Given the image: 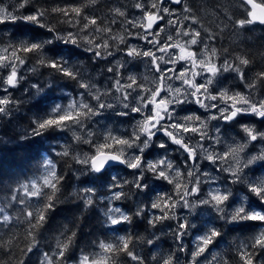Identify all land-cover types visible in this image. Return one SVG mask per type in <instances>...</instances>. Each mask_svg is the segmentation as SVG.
<instances>
[{
  "label": "snow or ice",
  "instance_id": "1",
  "mask_svg": "<svg viewBox=\"0 0 264 264\" xmlns=\"http://www.w3.org/2000/svg\"><path fill=\"white\" fill-rule=\"evenodd\" d=\"M28 5L33 9L31 12L20 11ZM238 6L244 9L243 18L233 20V27L243 29L257 21L264 24V0H239ZM128 7L138 10L139 15L129 18ZM174 8H180L181 14ZM9 24L21 27L13 31L7 28ZM198 24L199 18L187 0H128L118 6L110 0H52L50 4L16 0L11 11L0 6V26H4L0 27V120L13 111L15 92L40 95L58 83H71L75 91L61 89L67 102L53 104L38 114L31 122V132L26 134L43 138L48 131L72 132L71 141H65L55 156L68 166L73 179L74 165L79 166L74 168L76 172L91 169L104 174L109 163L118 161L132 170L129 183L121 177H110L102 190L96 185L78 189L75 196L85 212L100 205L98 210L103 213L105 223L113 227L131 224L133 211L112 205L139 196L145 184L141 169L149 165L151 150L131 146L133 140L143 145L146 140L157 141L165 136L186 154L184 159L189 162L173 164L172 156L167 161L152 158L151 166L158 169L162 178H168L166 183L171 188L175 185V191H168L154 202L146 198L142 209L137 206L143 218L155 228L161 226L159 231L167 227V234L178 242L174 249L165 253L159 250V240L127 233L115 237L113 242L107 238L94 240L90 244L98 247L99 252L89 253V245H85L77 256L73 254L77 232L65 229L56 238L55 249L50 246L49 251L40 254V264H128L130 260L135 264H264V171L252 164L255 158L251 156L252 152L258 155L264 152V139L257 136L264 131V63L259 71H253L251 56L218 50L210 43L217 34L202 25L196 27ZM25 26L32 27L25 30ZM29 33L31 39H17ZM54 35L57 41L70 42L82 49L87 59L65 60L54 46L37 39ZM49 53L56 55L50 57ZM222 53L227 55L221 58ZM140 65L146 69L144 73L138 71ZM37 72L39 76L34 78ZM226 77L238 81L241 90L226 87ZM172 81H179V85ZM188 101L202 109L204 115L192 113L181 118L178 111L173 112ZM245 107L252 114L243 112ZM106 113H115L120 118L135 114L140 118L135 120L132 131L120 132L108 129L107 125L103 126L104 132L93 129V122L98 123L97 118ZM208 117L213 126L221 121L243 123L247 119L257 124L256 128L248 129L247 136L241 137L242 140L251 137L250 147L232 141L236 145L233 160L225 166L226 171L222 170L223 174L216 168L208 172L199 164L201 153L211 143L203 138ZM137 130L140 134L134 135ZM190 140L200 143L194 148ZM160 151L165 152L166 147L162 146ZM241 153L247 164L241 163ZM133 156L135 159L129 163ZM37 159L40 174L28 183H21L15 191L9 187L0 197V230L7 228L11 233L6 243L0 236V264H27L23 257L30 258L29 254L39 251L38 235L50 213L61 203L66 179L63 168L51 154L47 158L38 155ZM211 160L213 157L209 155L205 163ZM259 163L264 166V160ZM33 200L37 203H32ZM197 201L201 202L198 206L194 203ZM185 206L189 210L184 216L172 211L177 207L183 211ZM200 208L207 209L213 219L203 224L189 246L183 239L197 228L192 212ZM168 221H175V226L165 225ZM17 225L27 226L26 243L14 259L12 245ZM249 226H254V230L242 242L239 238L234 244L225 240L230 230ZM149 243L151 248L141 255L137 249ZM222 244L225 247L221 248ZM5 247L9 248L6 256Z\"/></svg>",
  "mask_w": 264,
  "mask_h": 264
},
{
  "label": "trees",
  "instance_id": "2",
  "mask_svg": "<svg viewBox=\"0 0 264 264\" xmlns=\"http://www.w3.org/2000/svg\"><path fill=\"white\" fill-rule=\"evenodd\" d=\"M207 0H187L193 6V12L196 17L199 18V27L203 25L208 28L210 31L215 32L216 39L211 41L218 50L228 49L230 53L239 54L245 53L253 58V71H259V66L261 63H264V25H248L245 28L241 29L238 26L233 27L232 21L238 18H243L242 13L244 9L239 7V0H208V1H218L220 4H228L231 11L230 17L231 22L229 25H225L224 29L218 26H214L211 23V20L205 16L202 17L200 6L203 7ZM38 3L50 4L52 0H37ZM110 2L116 3L117 6L120 3H128V0H110ZM0 3L5 5L10 11L12 6L16 3V0H0ZM206 7V6H205ZM133 8L128 7L126 10L130 13ZM33 9L31 5L26 6L20 11L24 14H28ZM106 11V10H105ZM103 15V13H101ZM207 18V19H206ZM4 27V26H0ZM20 25H7V28L18 31ZM32 26H25V30L31 28ZM114 30L116 25H112ZM34 31L39 32V29H33ZM55 51L58 53H63L67 51L72 57H80L81 59H87V54L82 53L79 49L69 48L63 45H56ZM226 53L221 54L223 58ZM229 59H232V56H228ZM103 67V65H100ZM89 72H92V67H89ZM232 79V78H231ZM233 85H236L239 90H241L242 85L238 81L232 79ZM75 91V86L71 83L61 82L59 86L49 89L44 93L36 102L25 107L26 114H16L14 117L5 118L8 119L7 122L0 120V197H3L7 193V189L11 187L13 191L19 187L21 183H28L30 179L34 176H38L40 173L37 171V168L40 164V160L37 159L38 155L40 157L47 158L51 154L52 157H55L59 161V166L63 168L66 179L63 182L64 187L60 194L61 203L50 213L48 222L45 225L38 235V245L39 251L35 254H29L28 256L23 257L27 260V264H40L42 252H47L50 249H55L56 238L60 236V233L65 229H70L71 231L77 232L76 245L73 248V254L79 255V249L83 248L85 245H89L88 252H99V248L95 245L90 244L94 240L103 241L107 238L108 242H113L114 238L117 236L126 235L127 233H139L140 235H148L147 229V218H133V223L131 225H121L115 226L117 231H109L101 225V221L104 220L103 213L99 211L100 205H97L95 208L90 209L89 211H84L83 204L76 198L75 193L79 188L84 186L96 185L102 187L107 185L110 180V173L112 171H120L124 173L126 178L130 179L129 173L131 171L122 168H111L104 174H101L100 178L95 179H83L79 181L77 185L75 179L72 175L69 174V169L67 165H64L63 161L55 156V153L62 150V147L65 144V141H71V138L67 133L61 132H45L43 139L40 137H35L29 139L28 141L20 142L14 144L11 147L6 145L9 138L12 140L16 139V135L12 131L13 122L19 121L27 125V131L31 132V120L28 119L33 112L35 114H43L48 110L50 105L54 102L61 100L62 102H67L63 100V92L61 89ZM20 96V95H19ZM18 97V96H17ZM118 121H123V118H116ZM55 136L56 139L51 137ZM59 137H66V139H60L57 142ZM52 142V143H49ZM49 150V151H46ZM149 152L148 158L151 159L153 154ZM174 159L179 163L177 153L174 154ZM79 167L78 165H74ZM42 171V169H41ZM156 187L161 188L164 191H170L171 186L166 182H155ZM136 199V197H132ZM37 203V201L33 202ZM114 206H122L124 209L133 211L134 206L131 200L114 202ZM17 207H20L17 205ZM15 215V213H12ZM151 215V213H150ZM197 224H200V221H197ZM26 225H17L16 226V235L13 237L12 253L13 258H18L20 255V249L25 247L24 240V230ZM161 226H157L153 231L157 234L160 233L158 230ZM202 229V227H199ZM254 230V226H249L246 229H232L228 232L225 237V240L228 243H235L237 238L242 242L247 234ZM7 233V234H6ZM70 234V233H69ZM11 233H8L7 228L0 230V236L3 237L4 242L6 243L9 239ZM178 242H174L171 235H164L159 241V245H162L159 250L167 253L169 248H175ZM189 245V241L187 240ZM225 245H221V248ZM9 253V248L5 247L3 254L6 256Z\"/></svg>",
  "mask_w": 264,
  "mask_h": 264
},
{
  "label": "clouds",
  "instance_id": "3",
  "mask_svg": "<svg viewBox=\"0 0 264 264\" xmlns=\"http://www.w3.org/2000/svg\"><path fill=\"white\" fill-rule=\"evenodd\" d=\"M31 39V34H27L26 37H21L18 36L17 39ZM38 40H43L45 41V43L49 44L50 46H56V45H63V46H67L69 48H75L78 49L76 47H74L70 42L65 44L64 41H57L55 35L52 37H37ZM82 53L83 50L79 49ZM56 54L55 53H49L50 57H54ZM60 57L65 59V60H78L81 59L80 57H72L67 51L60 53ZM39 73H35L34 74V78L38 77ZM43 79V78H41ZM60 83H58L56 85L59 86ZM47 89L41 93L40 95H28L26 92H21L20 96L16 97L15 100H13V105H14V109L11 112V114L6 115V118H11L14 117L16 114H26V110L25 107L22 106H29L30 104L36 102L44 93H46ZM185 99H187L185 97ZM62 101H56L53 104H59ZM191 101H188V104H191ZM18 104V106H17ZM52 104V105H53ZM187 105V104H186ZM51 106V105H50ZM179 108H174L173 112H177ZM242 111L245 113H251V109L250 108H242ZM109 115L112 117L111 120V124L115 125L118 123V121L116 120V117H118L115 113H109ZM254 115V114H253ZM37 116V114H35V112H33L31 114V116L28 117L29 120H31V122L35 119V117ZM181 118H184L183 115H181ZM8 119H5L4 122H7ZM208 126L205 127L203 129V133H204V139L210 140L211 143L208 145V147L206 149H204L203 153H201L202 155V159L199 161V164H204L205 161L207 160L208 156H212L213 160L208 161L207 165H210L207 169L208 172H211L212 168H216L218 172H221V174H223L222 170L226 171L225 166L233 160V155H232V150L233 148L236 147V145H234L232 143V141H236V144H245L248 147L251 146L252 144V140L251 137L248 136L247 140H242L241 137L242 136H247L248 133V129L250 128H256L257 124L253 123L250 119L245 120L243 123L237 122L235 120H230L227 123L221 121L219 124H216L213 126V121L211 119V117H208ZM257 120H259V117H257ZM99 123V122H98ZM135 122H133L131 124L130 127L127 128L128 131H132V125ZM12 131L13 133L16 135V139L12 140L11 138H9V140L7 141L6 145L8 147L13 146L14 144L20 143V142H24V141H28L29 139L35 138V136L31 135V134H26L29 133L27 131V125H25L22 122L19 121H15L13 122V127H12ZM81 132L84 131V127L82 126L80 129ZM157 132L161 131V129H156ZM71 136L73 135L72 132H68ZM139 131L137 130L136 133H134V135H139ZM258 138L264 139V131L257 133ZM163 138H166L165 136H162ZM160 138L157 141H152L151 139L146 140L144 142L143 145H139L138 142L136 140H133L130 142L131 146H139L141 147L142 151H149L152 150L153 147V143H155V149L157 150L154 154H153V158L155 157H159V159H164L167 161L168 157H170V153L173 151H177L179 152V148L176 147L175 149H170L167 145L169 143H171V140L166 138L163 139ZM43 139V138H42ZM60 139H66V137H59L57 142H59ZM52 143V142H49ZM190 144L193 145V147L195 148L200 141H189ZM166 147V151L165 152H161L160 149L161 147ZM247 149H245L246 151ZM184 152L181 153V155H183ZM251 156L254 157L255 159L252 160V164L255 165V167L261 168V171H264V166H262L259 161L264 160V152L260 153L259 155L256 152H252ZM135 159V156L132 157L131 160H129L128 162L131 163L133 160ZM152 159H150L149 161V165L144 166L141 169V177H143V179L145 180V184L141 186V194L139 196H136V199H132V196L129 197V200L132 201V204L134 206V210H133V215L131 217V224L133 223V218H140L143 219V217L139 214V212L137 211V206L139 208H143L145 205L144 203H142L143 201H146V198H151V200L154 202L157 198L159 197H163L165 196L168 191H164L161 188L156 187L155 182L156 181H160V182H166V180L168 179L167 177L162 178L159 175L158 169L153 168L152 165ZM72 161L69 160V165H71ZM173 164L176 163V161H172ZM241 163L242 164H247V161L244 159V155L243 153H241ZM119 165L121 166L120 162L118 161H114L112 163H109L107 165V169L112 168L113 166ZM127 165H125L126 167ZM199 167V165H197V168ZM164 170L167 172L169 169L167 168V164L165 165ZM176 171H179V168L176 169ZM191 171V169H190ZM241 171H243V168L241 169ZM102 173H94L92 172L91 169H87L84 170L82 172H76L75 169H73V175L75 176V181L77 183V185L79 184V181L87 178V179H95L97 178L99 175H101ZM110 177L111 178H116V177H121L122 179L125 180L126 183L131 182L132 178H126L124 176L123 172L120 171H112L110 173ZM186 183L188 181H185ZM136 184H139V179L136 180ZM87 188H91L94 187V185L91 186H84ZM81 189V188H79ZM171 191H175V185H172V188L170 189ZM132 192L135 193V186L132 187ZM153 193L155 195H153ZM241 195H243L241 193ZM197 206L201 203L199 201L194 202ZM179 207L174 208L172 211L173 213H178ZM186 212L189 210L187 206H185ZM195 214V210H193L192 215ZM209 215L211 216L212 214L209 213ZM180 216H184V215H180ZM130 224V225H131ZM147 224H148V235H141L145 238L151 236L152 241H156V240H161V237L164 235H168V230L167 229H163V231H160L159 234H157L155 231H153L155 229V226H153L150 221L147 220ZM101 225L108 229L109 231H117L118 229H116L115 227L107 224L103 221H101ZM151 243L147 244L144 246V248L142 249H137V251L143 255L147 252L148 248H151ZM159 247H162V245H159ZM128 264H135L134 261H128Z\"/></svg>",
  "mask_w": 264,
  "mask_h": 264
},
{
  "label": "rangeland",
  "instance_id": "4",
  "mask_svg": "<svg viewBox=\"0 0 264 264\" xmlns=\"http://www.w3.org/2000/svg\"><path fill=\"white\" fill-rule=\"evenodd\" d=\"M0 6H3L5 8H7L5 5L0 3ZM169 7H174L172 5H166ZM206 6V7H205ZM8 9V8H7ZM198 9H200L201 13H202V17L205 16L207 18H209L211 20L212 25L214 26H218L220 28L224 29L225 25H229L231 22V17H230V7L228 4H220L218 3V1H205V5L203 7H199ZM9 10V9H8ZM174 10L178 13L181 14V9L180 8H174ZM10 11V10H9ZM131 15L129 18H131V16H137L139 15V11L136 9H132L131 10ZM206 18V19H207ZM131 39V38H130ZM131 42L135 43V40H131ZM143 43V42H141ZM231 60V59H230ZM139 72L144 73L146 71V69L144 68L143 65H140ZM173 84L179 85V81H172ZM226 87H231L236 91H239V88H237L236 85H233L232 83V79L231 77H226ZM21 94L20 91H17L14 93V95L17 97ZM178 112L180 115H185V114H192V113H197V114H201L204 115L203 110L200 109L197 105L195 104H187L184 105L182 108L178 109ZM116 118H120V117H116ZM140 117L135 116V114L130 115L128 118H123V121H118L117 124L113 125L111 124V120L112 117L109 115V113H106L104 117L101 118H97L99 123L93 122L92 127L93 129H98L100 132H104V125H107L108 129H113V130H119L120 132H123L125 130H127L128 127L131 126V124L133 122H135L136 119H139ZM69 135V137L71 138V135L69 133H67ZM160 138H163L162 136H160ZM166 139V138H163ZM170 149H175L177 146L175 145H171V143L168 144ZM84 150L87 151V146H84ZM157 150L155 149V147L150 151L152 154H154ZM150 153V154H151ZM177 153V157L179 159V163L181 165H187L189 162L185 161L184 157H185V153H183V155H181L182 151H173L170 153V155L174 158V154ZM153 158V157H152ZM151 158V159H152ZM177 162V161H176ZM204 166V168L207 170L209 165H207L206 163L202 164ZM124 169V167H123ZM129 171H132L130 169H127ZM217 173H213V175H216ZM131 178V177H130ZM91 180V179H89ZM36 200H33V202H35ZM114 206V205H112ZM187 212L186 210H178V214L179 215H185ZM159 214V213H157ZM193 218L195 220V223L197 224V221H200V224H197V228L193 229L190 231L189 235L185 236L183 239V242L188 245L187 240L189 241V246L192 245V241H193V236L200 232L202 229H200L199 227H203V224L208 223L209 221H212L213 217L212 215H209V212L207 209L205 208H200L198 211H195V214L193 215ZM168 223H171L173 226H175V221H168L165 222V225H167ZM164 229H167V227L165 226ZM168 230V229H167Z\"/></svg>",
  "mask_w": 264,
  "mask_h": 264
},
{
  "label": "water",
  "instance_id": "5",
  "mask_svg": "<svg viewBox=\"0 0 264 264\" xmlns=\"http://www.w3.org/2000/svg\"><path fill=\"white\" fill-rule=\"evenodd\" d=\"M254 24H256V25H264V24H260L259 21L255 22ZM112 168H122V166L116 165V166H113ZM109 169H111V168H109Z\"/></svg>",
  "mask_w": 264,
  "mask_h": 264
},
{
  "label": "bare ground",
  "instance_id": "6",
  "mask_svg": "<svg viewBox=\"0 0 264 264\" xmlns=\"http://www.w3.org/2000/svg\"><path fill=\"white\" fill-rule=\"evenodd\" d=\"M203 26V25H202ZM196 27H199V25H196Z\"/></svg>",
  "mask_w": 264,
  "mask_h": 264
},
{
  "label": "flooded vegetation",
  "instance_id": "7",
  "mask_svg": "<svg viewBox=\"0 0 264 264\" xmlns=\"http://www.w3.org/2000/svg\"><path fill=\"white\" fill-rule=\"evenodd\" d=\"M211 43V42H210Z\"/></svg>",
  "mask_w": 264,
  "mask_h": 264
}]
</instances>
